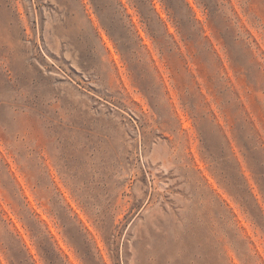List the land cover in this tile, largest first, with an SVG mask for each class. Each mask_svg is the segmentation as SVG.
<instances>
[{
    "label": "rangeland",
    "instance_id": "1",
    "mask_svg": "<svg viewBox=\"0 0 264 264\" xmlns=\"http://www.w3.org/2000/svg\"><path fill=\"white\" fill-rule=\"evenodd\" d=\"M261 169L264 0H0V264H264Z\"/></svg>",
    "mask_w": 264,
    "mask_h": 264
},
{
    "label": "snow or ice",
    "instance_id": "2",
    "mask_svg": "<svg viewBox=\"0 0 264 264\" xmlns=\"http://www.w3.org/2000/svg\"><path fill=\"white\" fill-rule=\"evenodd\" d=\"M143 10V8H142ZM147 13H145V16L147 18ZM153 31L155 32L156 29L154 28ZM70 104V102H66V109H65V113L61 114L59 110H57L56 113L52 114L57 120H65V121H68V120H71V119H74L73 117V114L71 112V110L67 107V105ZM58 163H63V158H61L60 161H58ZM261 176L262 178H264V169H261ZM50 181V177H48V174H47V171L45 170L44 174L41 176V182L42 183H47ZM260 219V222L262 224H264V216L262 217H259ZM33 228L34 230L39 233L40 229H39V226L37 224H33ZM70 231H71V228H70ZM264 251V250H262Z\"/></svg>",
    "mask_w": 264,
    "mask_h": 264
}]
</instances>
